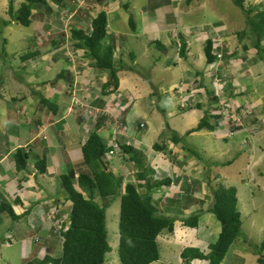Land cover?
<instances>
[{
	"label": "crops",
	"instance_id": "crops-1",
	"mask_svg": "<svg viewBox=\"0 0 264 264\" xmlns=\"http://www.w3.org/2000/svg\"><path fill=\"white\" fill-rule=\"evenodd\" d=\"M95 1L99 5L97 11L101 10V7L103 5H107L109 7L108 10L109 12L107 16L109 21L111 20L110 22H113V20L117 18V15H119V13H122V11L125 17L123 19L127 20L128 25H129L128 18L134 17L133 15L135 14L139 16V19L135 25L136 27L132 28L129 25V29L127 28L126 30L120 31L117 34H116L117 31H115L113 28H111L112 29L111 31L109 26L108 36L104 40L106 42L108 41L107 44L110 45L114 51L113 59L115 66H118L119 70H125L123 71V74L119 79L118 90L125 87L126 85V87L128 86L134 90V92L136 93L135 98L137 99V97H140L139 87H143L141 86L143 84L142 83L143 80H141V78H139L138 76H135V78H133L132 76L134 74L130 73L129 70H138L137 67L138 60L145 54H149V56L152 55L154 58L159 57L160 56L159 53L161 51H163L164 54L167 55L173 54L172 57L173 65L174 64L179 65L182 71L180 80L177 83L178 85L177 84H174L173 86L171 85L170 77L172 78V73L174 72L170 68V65L167 64L165 61L161 63L159 62L158 65L152 63L154 67H150V70H157L158 74L162 77L156 80L157 82L156 93L158 95V89L160 90L161 93L168 91L166 93L165 103L166 105H168V107H170L169 109L171 112H169L168 107L167 108L159 107L155 99L152 101V104H154V107L157 108L158 115H164V113L168 111V114L172 116L169 118L168 124L174 123L172 119H175L174 117L176 115L180 117H184L185 118L184 124H186L188 117L186 116L185 110L189 111L194 107L192 108L189 107L188 109L183 108L179 110L181 112H178V110L174 109L172 105L175 102L179 101V96L185 95L184 92L180 94L179 90L176 89H179L180 88L179 85L183 83L188 86V89L186 91L192 94L191 99H195V97L197 96L201 97L202 95L198 93L199 91L197 88H201L200 86L202 85H198L197 87L195 86L197 84L192 83V81H195L197 79L196 76L198 75V72L193 71L194 69L192 67H194V63H190V62L195 61V59L198 57L200 62L197 60V63H202L204 61L206 63L204 46H201V49H198V47L202 43H204L205 38L202 35L200 38H196V35L198 34L197 32L194 33L192 31L187 32L186 29L181 30L183 35L178 36L177 34V30L179 29L178 26L182 21L180 19H175V15L177 13H181L183 8H187V7L190 8L191 0L183 1L185 7L181 6V3H179L180 0L179 1L176 0L177 1L176 3L173 2L172 0H162L163 4H154L151 0H147L146 3L140 5H138V0H95ZM21 2H23V0H21L20 3ZM47 2L51 4L52 12H53V15L49 13L47 17V23H48L49 20L55 19L57 12L56 6L58 5L54 3L52 0H48ZM178 4L180 5L179 8L177 9L176 6ZM42 7H36L32 11V13L36 12V19L38 20L33 21L30 26H32L38 32L42 31L44 25L47 26V24H43L39 21V18H42L41 16L42 12H44V8ZM45 10H49V9L45 8ZM119 16L122 17L121 15ZM169 16L170 18H168ZM86 22L90 23V15L89 17L88 16L83 17L82 14L77 12V17L73 26L82 28V30H84ZM138 28L139 30H137ZM115 29L118 28L115 27ZM204 31L209 35L212 36L214 35L213 28H209ZM190 37H192L193 39H189ZM54 40L55 41L59 40V41H56L57 44H55L54 46L50 43L51 45L46 46L43 49L37 47L36 40H31V43L25 41L26 42L25 46L29 47L30 50L32 51H35L37 49H39L40 51V49H42L40 51L41 55L37 58V60H35L31 64V67H29L27 63L23 65V66H27V69L30 72L32 71L34 72L30 76H28L29 79L25 81L26 84L31 86V89L27 86H24L20 80L18 81L17 77L12 72V70H4L6 65H3V67L0 68L1 76L3 73L6 72L10 75V77H8L7 75V77L2 78L0 80V105L1 104L3 105V109L1 110V113L4 115L3 118H0V142H1L0 201L2 199H6V201L10 202L15 214L19 215L20 219L16 221H12L9 218L7 219V217L5 216L2 217L0 215V217L5 220V221L3 220V223H7V227H6L7 230L10 231V229H12L15 232L14 237L19 238V240L23 244L29 243L31 241L30 238L21 237L22 234L23 235L28 234L29 233L28 230L31 229L32 231L34 230L35 234L38 235V237L44 233L48 234L47 232L51 231V228H53L54 225H52V223L48 222L46 219V215H48L50 212L53 211L58 212L59 215L63 219H65L64 220L65 223L68 222L66 216L68 214L70 205L67 201H65L64 196L62 195L59 189V183H60L59 176L62 173L66 172L68 163L72 164V162H76V161L78 162L80 161V158L82 160L81 146L85 142L88 133L92 127V122L89 118L84 120L83 117L82 116L80 117V115L78 114L81 111V109L79 111L76 110L77 106L80 105V103L77 104V101L79 100L83 105L86 103L88 104V102L93 103L95 99H98L100 97V84L102 82L103 83L106 82L107 80L106 70L104 69L97 70L96 67L91 66L90 59L87 58L86 54L80 57V61L87 65V69L82 74L79 75L75 74L73 71L74 69L70 67V62L59 50V46L61 44L62 39L60 37H55ZM191 40L193 42L197 41L199 44V46H196V48L194 49L197 51L196 54H194L195 51L191 49V45H192L190 44ZM182 41L185 43L184 48L181 47L180 45ZM229 47L232 46L230 45ZM230 49H231L230 51H235L234 48H230ZM242 49L244 52H246V54H248L249 51L251 50L248 48L247 50H244L243 45H242ZM22 51L24 50H21L19 52L21 53ZM230 51L228 53H230ZM225 52L227 53V51ZM228 53H227V57H230ZM12 55L13 54L11 53V56ZM239 56L240 57L244 56L245 58H242L241 60L239 59ZM231 57L232 58H230L227 61V65L222 67V65L220 64V67L218 68L219 69L218 71H220L222 85H224L223 88L224 87L228 88L229 86L230 87L233 86V88H239L238 93L236 94L239 97V96H243L247 92L246 87L243 85V79L252 80V83H255L257 81L264 82V79H260L261 75L264 76V65L261 63V61L256 60L257 59L256 52H254V55L246 56L242 51H238V53H234V54L232 53ZM249 57H251V62H249ZM43 60H45V63L43 66H40L42 65L41 63ZM247 62H248L247 64L248 66L246 65ZM259 62L262 64V68H260L259 70L262 71H258L259 67L256 66V63ZM252 65H255L254 69L249 70ZM64 66L68 70H64ZM39 67H44V69L42 68L39 69ZM79 68L83 69V67L80 66ZM227 69H229V71ZM28 70L25 71V74L27 73ZM59 73L60 74L63 73V76L59 77L60 76ZM225 75H229V77H226ZM66 76H67V83L66 84L61 83V85L58 86V82H60L59 79H65ZM73 76L75 77V82L79 84L81 87L79 90L75 92V94L69 93L68 91L70 90L67 87L69 86L68 82L73 81ZM15 77L16 79H14ZM166 77H168V79ZM222 77H224V79H222ZM57 78L59 81L57 80ZM95 79H98V81H96ZM226 79H228V81H226ZM40 84L42 86L50 87V92H49L50 99L51 96H55L53 90L59 89L58 91H56L57 92L56 97H58V103L57 104L51 103L54 106L52 109L40 103L37 94L33 92V90L36 91V89H38V86H40ZM27 89H30V93L28 94L26 91ZM144 89L146 90V92L143 95V98L140 97V100L144 101L143 105L150 107V104L148 103L150 91L148 88H144ZM123 91L126 92V94L129 96V91H125V90ZM177 93H179V95ZM120 94L122 95L121 92ZM157 95L154 94L153 96L158 97ZM224 96L226 99L229 97L228 94L225 93ZM203 97L204 98L206 97L205 93H203ZM213 97L214 96L209 97V99L212 100ZM11 98H14L15 100H11ZM106 98L104 96L102 99L105 101ZM109 98L112 100L111 95L109 96ZM209 99H207L206 101H208ZM133 100L132 101L135 103L136 100L134 98ZM48 103H50L49 100ZM194 105H196L194 102L190 103V106H194ZM251 105L255 107L254 110L257 113V115L260 117L259 123H262V119L264 120V102H262V98H259L257 102ZM243 106H249V105L247 103H244ZM202 107L203 106L201 104L200 108H194V109L201 110ZM132 109L133 108L127 110L126 113L123 115L124 122L126 123L127 126V131L126 134H124V136H121V138H125L124 141L129 142L130 144H132L138 149H141L144 152L147 166L153 171L154 168L150 166L152 163H155L157 166L160 164L163 169L161 170L160 168L162 173L163 172L169 173L168 172V168H169L171 170L172 175H176L178 169L183 166L182 168L184 170H182V172L186 176H183L178 179L176 178V182H175L176 185L173 186V189L174 187H175L174 190L178 188V190H176V192L178 193L177 197L182 198L184 200L192 199L193 201H195L191 204L187 202L189 205H187L185 208H182L183 209L182 211L185 214V216H188L191 213L199 210L201 211V215L199 217V223L197 228H190L185 226L187 229L192 230V232L189 231L186 232L188 233L187 238L185 240L184 239L182 240L188 241L193 236L192 233H196L197 238L198 237L201 238L200 241L203 240V242L205 240L208 246L209 242H211L215 236L217 237L220 231V224L217 219L216 221L218 224L215 221H213L211 216L213 215V213L207 211L212 205L211 199L208 201L206 200L205 202L204 201L200 202L201 206L196 204L194 205V203H196L197 201L195 195L196 191H191L190 193L189 188L190 187L192 188V185H194L195 187L202 189L203 186L201 185L210 186L212 182L209 180L210 178L206 172L199 173L197 171L195 162L201 159L195 158L190 153L189 150L190 149L194 150V148L192 143L188 141L187 138L192 136L195 137L198 135H205L210 131H207L205 129H200L198 131H190L189 134H186L187 131L196 127V125L199 122L198 120L193 127L190 126L189 123L187 126H184L183 128H179V127L176 128L177 132L178 129L179 132H182L178 134L180 135L182 134V136H184L182 138V140L184 141L183 143L179 142L178 145H175V143H173L169 137H165V140L162 142V144L163 143L165 144V148L167 150H173L172 153L173 155L177 153L180 154V156H182L183 159L185 158L183 162H180V160H182L181 157H178V160L176 159V164H178L176 166L178 167H176V172H175V166L174 165L170 166L169 164L171 160H173V157L172 159H169L170 157L169 155H167L168 157L166 159L165 154H163L162 156H158L157 152L153 150V144L155 143L154 142L155 139H159V135L163 133L162 127L164 126L168 127L167 123L161 120L160 116H155V118H152V121H156L157 131L154 128L153 132H151L148 129L143 133H139L140 131H138V129L140 128L139 125L142 123V121H139L140 123L137 126L136 122L131 120L130 118L131 115L133 116L137 115L136 110L132 111L133 113H131ZM146 110L142 107L141 109H139L138 113L141 112L146 114ZM161 110H164V113H161ZM194 112L195 111H192V113ZM200 113H203V111H200ZM148 114H152V112L147 113V115ZM201 117L202 116L200 115V118ZM157 121L161 122L162 124L158 125ZM263 128L264 127H262L261 129L259 128V130L262 131ZM105 130H106V134L104 137L108 138L110 126L106 127ZM150 135L151 136L154 135V137H153V141L149 142L148 145L146 143V140ZM19 148H23L27 152L29 151L30 155L25 169L17 170L12 154L16 149ZM148 150L149 152L152 153L154 152L153 155L151 154L152 155L150 157L151 159L149 158L150 155L149 156L147 155ZM196 152L198 153V151ZM160 153L162 154L164 153V151ZM42 158H45L46 169L45 171L40 172L36 165L38 161ZM192 162L195 164L192 169H189L188 166L187 168H185V165H187V163L190 165ZM120 163L118 162V165L114 168L115 171L119 169L120 172L122 169L125 168V166ZM130 172H132V170H130ZM154 173L155 174L153 175V177L154 176L155 178L156 176L160 177V175H158L157 172ZM199 177L202 179L200 180ZM216 178L217 177H215V179ZM190 180H195L198 182L193 184L192 182H190L188 184L189 185L188 190L184 191V189H182L181 191V188L183 185H185L186 181H190ZM169 187H172V184H170L168 187H165L166 191L168 190ZM162 188L164 189V187ZM194 190H196V188ZM212 201H213V196H212ZM66 208H68L67 212L64 211V209ZM63 212H66V214H63ZM172 215H177V214L172 212ZM38 217L39 219L36 220V218ZM181 217L182 216L178 215L177 219L175 220L173 233L176 231L175 228L176 221L178 220L180 224H182L181 220L179 219ZM36 223L38 224L36 225ZM61 224H63V222H61ZM1 228H2V224H0V229ZM35 228L37 229V231ZM209 231L215 233V236H212L211 240L207 241ZM183 232L185 231L183 230ZM163 235H167V233L159 235L157 237V241H159V237ZM182 235L186 236V234H182ZM1 241L2 238L0 240V243ZM172 244L177 249L179 248L176 256L177 261L178 260L181 261L180 252L185 247L198 246L200 248L198 247L196 248L200 249L201 251H204V249L200 245L192 246L191 244H189L186 246H181L180 248L179 243L173 242ZM166 248L168 250L171 249L168 246H166ZM161 259L162 258L160 256V261ZM163 259L165 260V261H161L163 264H171L170 260L166 258ZM191 264H208V262L206 260L194 259L191 261Z\"/></svg>",
	"mask_w": 264,
	"mask_h": 264
},
{
	"label": "rangeland",
	"instance_id": "rangeland-1",
	"mask_svg": "<svg viewBox=\"0 0 264 264\" xmlns=\"http://www.w3.org/2000/svg\"><path fill=\"white\" fill-rule=\"evenodd\" d=\"M21 0H0V68L3 67V65H6L4 70H12V72L15 74L17 77L18 81L20 80L21 83H23L24 86H27L31 89V86L26 84L25 81H27L31 74L34 72H30L29 70L25 74V71L27 70V66H23V64L20 63L19 60V54H21L19 51L24 50L26 51L28 48L25 46L27 41L28 43H31V40H37L41 44L46 43L48 41L54 40L52 36L48 38H44L42 41L38 39L37 37L39 36L38 31H36L32 26L24 27L20 24H18L15 20H12L10 25L4 26V23L9 20V14L7 12L8 5L10 2H12L14 10H16L19 5H20ZM48 0H45V4L48 3ZM53 1V0H52ZM154 4H163L162 0H151ZM173 2H177L176 0H172ZM179 1V0H178ZM184 0H180L179 3H181L182 7H185ZM196 1V2H195ZM147 0H138V5L146 3ZM195 2V3H193ZM169 3V2H168ZM45 4L43 5H37V7H42L44 8V12H42V18H39V21L43 24H46L47 22V17L49 15L48 10H45ZM49 4V3H48ZM178 4L176 8H179ZM190 8H183L181 13H177L175 15V19H180L182 22L178 26L177 34L178 36L183 35L182 34V29H186L187 32L192 31L197 32L198 30L204 29L207 30L209 28L214 29V36L212 39H214V46L216 47H222L225 45L227 53L231 50L230 48H234L235 51H230L228 55L231 57V54L233 53H238V51H242L246 56L249 55H254V49L250 45V40L248 35L243 37V39H239L238 36H236V33L242 30H247V15L233 3V0H191L190 2ZM244 5L246 8L250 7H255L258 9H263L264 8V0H245ZM257 5V6H256ZM52 8V7H51ZM173 10V9H172ZM181 11V10H180ZM121 15L122 17H120ZM117 15V18L113 20V22H110V30L112 31L111 28H113L117 33L120 31H124L127 28L129 29L130 27L134 28L136 27V23L139 19V16L137 14L133 15L134 17L128 18L129 19V25L127 23V20L123 19L125 18L122 13H119ZM32 22L36 19V15L32 16ZM46 17V18H45ZM127 17V16H126ZM170 18V16L168 17ZM167 18V19H168ZM111 21V20H110ZM89 22L85 23V28L87 32L89 30L88 28ZM45 26H43V29H45ZM84 27V25H83ZM118 28V29H115ZM51 28V26H50ZM55 26L53 25L52 29H54ZM61 28V27H59ZM58 29V28H57ZM139 30V28L137 29ZM54 31V30H53ZM56 31V30H55ZM197 36V35H196ZM225 36V39L223 38L222 43L219 41L218 37ZM189 39H193L190 37ZM217 39V40H216ZM201 41V40H200ZM230 41V42H229ZM263 42L261 43L260 48H264V39L262 40ZM202 42V41H201ZM182 44H185L182 41ZM191 49H195L196 46H199L198 42L195 41L193 42L191 40ZM205 43H202L198 49H201V46H204ZM232 47H229V46ZM242 45H245L248 47V49H251L248 54L243 51ZM41 45L37 44V47H40ZM225 48L221 49L223 50V53L225 52ZM253 50V51H252ZM194 54L197 53L196 50H194ZM199 51V50H198ZM19 52V53H18ZM11 53L13 54L11 56ZM159 57L154 58L152 55L149 56V54H145L138 60V70H129L130 73L134 74L132 77L135 78V76H138L141 78L142 85L143 87H139V96L143 98V95L145 94L146 90L144 88H148L150 91V96H149V101L148 103L150 104V107H147L144 104L143 100H140V97H136V93L134 92L133 89L130 87H123L119 91L114 92L111 97H112V107L109 109L110 113L114 114H120V111L122 109L126 108L125 110H131L132 111L136 110L137 115L133 116L131 115L130 118L134 122H136V125H139V121H142L144 124L143 127H140L138 131L139 133H143L147 131L148 129L153 132L154 128L157 131V125L156 121H152V118H155V116H160L161 120L165 121L167 123L168 127L164 126L162 127L163 133L159 135V139H155V143L162 144V142L165 140V137H169L170 139L172 136L177 134L179 137L182 136V133L178 132L176 128H183L184 126H187L190 123V126H194V124L199 120L200 115H204V111H206V114H217L220 113L219 115H215L214 117H210L209 124L210 125H215V123H218L219 126L211 131V129L207 128L205 130L210 131L206 133L205 135H198V136H192L187 138L188 141H190L193 145L194 150L198 151L200 155H198L196 158L199 157V161H196V168L199 173H204L206 172L207 175L209 176V180L212 182L210 186L206 185H201L203 188H198L192 185V188H189V191H196V203L194 205H199L201 206L200 202H205L206 200H210L212 202V196H213V188H218V187H234L236 189V197H237V209L241 213V234L238 237V239L235 241L233 246L230 248V250L227 252L224 262L222 264H240V261H242V264H259L257 262L258 254H256V249L254 248V245H259L261 240L264 238V120L262 119V123L260 122V117L257 115L255 112V107L251 104L257 102L259 98H262V102H264V82L262 81H257L255 83H252V80L248 79H243V85L246 87L247 92L246 95L244 94L243 96H237L236 94L238 93L239 88H233L232 87H224V85H220V82L215 79H219L218 77L221 78L220 76V71H218V76H215L216 74L214 73V70H219L216 67H220L218 64L216 67L212 68L209 67L207 63L202 62V63H197V60L200 62L198 57L195 59V61H191L190 63H194V67H192L194 70L198 72V75L196 76L197 79L195 81H192V83H195L198 87V85L201 88L198 89V93L201 94L202 96H197L195 99L192 98V94L190 92L186 91L184 92V95L179 99V101L175 102L172 107L178 112H181L179 110L182 109V107H185L186 103L189 105L186 106V109L190 107V103H201L202 104V109H191V110H185L186 111V116L188 117L186 124L185 118L180 117V116H175V119H172L174 123L168 124L169 118L172 117L168 114V111L164 113V115H158V110L156 107H154V104H152V101L155 99L157 101V104L159 107L167 108L168 105L165 103L166 99V93L168 91H165L164 93H161L160 90L158 89V95L156 93V86L157 82L156 80L162 78L157 70H150V67H154L152 63L155 65H158L159 62L165 61L167 64L170 65V68L173 70L174 73H172V78L170 77V82L171 85L173 86L174 84H177L180 80L181 77V67L179 65H173L172 62V57L173 54H164L163 51L159 53ZM236 57V56H234ZM242 58H245L244 56L240 57L239 59L242 60ZM159 59V60H158ZM233 62V61H232ZM249 62H251V57H249ZM45 63V60L42 61L43 66ZM261 63L264 65V62L261 61ZM260 62L256 63V66L259 67L258 71L260 68H262V64ZM248 62L246 63V65ZM248 66V65H247ZM255 65H252L249 70H253ZM44 69V67H39V69ZM230 68V67H228ZM1 70V69H0ZM64 70H68L64 66ZM96 70V69H95ZM100 70V69H97ZM229 71V69H227ZM123 71L125 70H120L118 72L119 79L123 74ZM133 71V72H132ZM227 71V72H228ZM67 73V72H66ZM10 77V75L6 72L3 73L2 76L0 74V80L5 77ZM226 77H229V75H225ZM224 76V77H225ZM16 77L14 79H16ZM222 77V79H224ZM106 78L107 80L109 79V73H106ZM168 79V77H166ZM260 79H264V76L261 75ZM60 82H58V86L61 85V83L66 84L67 83V78L65 79H59ZM58 80V81H59ZM98 81V79H95ZM106 80V81H107ZM259 80V79H258ZM100 81V80H99ZM228 81V79H226ZM183 82V81H181ZM199 83V84H198ZM168 85V84H166ZM178 85V84H177ZM79 86V84H76V87ZM99 86V85H97ZM30 89H27V94L30 93ZM59 90V89H58ZM58 90H53V93L55 96H51L50 99V87L38 86V89L33 90L35 94L38 96V100L40 103L43 104L41 101L42 98H47L50 103L52 104H57L58 103V97H56V91ZM108 90V89H107ZM125 91H129V96L126 94ZM207 91V93H206ZM122 93V95L120 94ZM188 92V93H187ZM213 92L212 95H210ZM183 93V92H182ZM203 93H205L206 97H203ZM225 94H230L232 95L229 100H227L224 96ZM156 94L158 97H154L153 95ZM179 95V93H177ZM181 94V93H180ZM120 96V97H119ZM213 97L212 101H206L209 99V97ZM188 98V100L185 101V98ZM191 97V98H190ZM133 98L136 100L134 103ZM161 100H160V99ZM133 100V101H132ZM184 103L180 102L183 101ZM194 100V101H192ZM110 101V100H108ZM243 105L244 103H247L249 107L245 106L244 111L245 113H249L247 115L242 116L241 121L238 119L236 121H232L231 117L235 115L234 108L237 109V107L240 105ZM118 103V104H116ZM217 103L219 104V109L218 111H214V109L217 108ZM225 103H229L226 105ZM4 104V103H3ZM101 106H103V103L100 102ZM143 105V106H142ZM126 106V107H125ZM56 107V105H55ZM105 108H109V106H105ZM144 108L146 110V114L144 113H138L139 109ZM147 107V108H146ZM170 107H168L169 109ZM3 109V105H0V118H3L4 115L1 113V110ZM120 110V111H118ZM192 111H195L192 113ZM200 111H203V113H200ZM148 114L147 113H151ZM169 112L170 109H169ZM130 113V114H131ZM227 114V116L225 115ZM180 114V113H179ZM226 118L228 121L226 123V120L223 118ZM231 116V117H230ZM194 118V119H192ZM232 121V122H231ZM236 124V123H241V127L235 129L233 125L230 124ZM158 125H161V122L157 121ZM238 127V126H237ZM93 129V126L91 127L90 130ZM233 129L232 131H230ZM155 131V132H156ZM159 132V131H158ZM105 134L106 130L102 129L100 131V135L105 139ZM123 134H126V132H123ZM89 135V134H88ZM88 137V136H87ZM121 141H123L125 138H121L119 136ZM153 136H148L146 143L149 145V142L153 141ZM108 143H105V147L107 148ZM171 151V153H170ZM180 152V151H179ZM164 153L166 155H169L170 158L172 159L171 155L173 153V150H167L166 148L164 149ZM171 155H170V154ZM77 154V152H76ZM154 154V152H149L147 151V155L149 158ZM158 156H162L160 152H157ZM80 155V154H79ZM177 155V157H176ZM75 156V155H74ZM178 157H181L182 160L180 162H183L185 158L183 159L180 154L175 153L173 155V160L169 163L170 166L174 165L175 166V172H176V159L178 160ZM109 158V164L110 168L115 171V167L118 165V162L120 163V155L115 154L108 156ZM148 158V159H149ZM151 159V158H150ZM167 159V158H166ZM165 160V158H164ZM167 161V160H166ZM80 161L72 162V165H77ZM164 162V161H163ZM53 163V162H51ZM193 162L189 165H185V168L187 166L189 169H192L195 165ZM125 166L124 169L121 170V173L125 174L127 179L132 180L131 175L132 172H130V164L128 162L123 164ZM150 166L154 168L153 172H157L159 176H156L157 179L162 178L163 176L165 177L167 174L171 175L170 177L173 178L171 184L172 187H169L168 190L162 189L164 194H161V197H159L156 200V203L163 208L164 206L171 205L170 210L172 212L179 214L180 216L184 217L185 214L183 213V207L184 204L187 205L188 203L186 200L177 197V192L178 188L176 190L175 187L173 189V186H175L176 178H181L183 176H186L183 174L182 170H184L182 167H180L177 171L176 175L171 174V170L168 168V172H161L162 167L159 164L158 166L155 163H152ZM168 166V167H170ZM204 167V168H203ZM161 168V170H160ZM156 170V171H155ZM165 170V169H164ZM77 171V170H76ZM116 173L119 172V169L115 171ZM187 174V173H186ZM168 175V176H169ZM215 177H217L215 179ZM155 178V176L153 177ZM155 178V179H156ZM191 178V177H190ZM194 179V178H193ZM201 180L202 178L199 177ZM152 182V180H150ZM192 182L197 183L198 181L195 180H190L186 181L185 185L182 186V189L188 190V184ZM217 183V184H216ZM223 187V188H224ZM196 188V190H194ZM219 189V188H218ZM217 189V190H218ZM206 193H205V191ZM166 191V192H165ZM210 191V192H209ZM193 194V193H192ZM191 195V194H190ZM212 195V196H211ZM202 198V199H200ZM103 198L104 204L106 203V226H107V231H108V242L111 248V251L107 253L105 257V262L104 264H120V261L118 259V253H117V248H118V240H119V234H118V219H119V209H120V198L119 195L114 196L109 198ZM98 202H100V199H97ZM155 201V200H154ZM189 204L195 202L192 199H187ZM64 211H68V208L64 209ZM54 212V211H53ZM52 212V213H53ZM66 212H63V214H66ZM3 217V215H1ZM212 220L216 221V218L213 215ZM8 219V218H7ZM36 218V220H38ZM51 219V220H50ZM50 219L47 220L50 223H59L63 222L65 223V219H63L58 212H55L54 214L50 215ZM58 219V221H57ZM3 218L0 217V224H2V228L0 229V237L2 240L6 235L8 237H13V241L10 244H6L4 241L0 243V264H23L25 261L28 259H31L33 257L36 258V256L39 258V256H43L44 253H50L55 255L59 254V250H61V240L58 236H56L55 232H52L53 229L50 232H47L48 234H43L41 237V240L39 244L37 243L34 245L33 249V241L31 240V237H38V235L35 234V231L32 229L28 230V234L23 235L22 238H30L29 243H22L19 238L14 237L15 232L10 229L7 230V223H3ZM5 221V220H4ZM67 222V221H66ZM38 223H36L37 225ZM218 224V223H217ZM55 226H57L55 224ZM175 228H176V233L172 232L173 234H167L159 237V251H160V256H161V261H165L163 258H166L170 260L171 264H183L182 261L178 260L177 261V252L178 249L172 244L173 242L179 243V246H186L191 244L192 246L194 245H200L204 251L206 250L207 247V242L204 240H201V238H197L196 233H192L193 236L188 240V241H183L182 239H186L188 233L186 232H192V230L187 229L185 226L180 224V222L177 220L175 223ZM36 229V228H35ZM183 230L185 232H183ZM37 231V229H36ZM39 233V231H38ZM166 234V233H163ZM182 234H186V236H183ZM4 235V236H3ZM179 238H178V236ZM3 236V237H2ZM212 236H215V233L212 231L208 232V240H211ZM20 237V238H21ZM0 238V240H1ZM181 238V239H180ZM216 236L213 238L212 241H214ZM40 238H38L39 240ZM46 240H50L49 242H46ZM162 241V242H161ZM211 241V242H212ZM167 242V243H165ZM165 243V244H164ZM170 243V244H168ZM166 246L170 247L171 249H167ZM198 247V246H194ZM200 248V247H198ZM34 258V259H35Z\"/></svg>",
	"mask_w": 264,
	"mask_h": 264
},
{
	"label": "trees",
	"instance_id": "trees-1",
	"mask_svg": "<svg viewBox=\"0 0 264 264\" xmlns=\"http://www.w3.org/2000/svg\"><path fill=\"white\" fill-rule=\"evenodd\" d=\"M53 1L61 8L70 10L75 8L72 0ZM244 2L245 0H233V3L247 15V30L237 32L236 36L241 40L248 35L250 45L256 52V60L264 62V48H260L264 39V8H246ZM39 4H45V0H23L19 7L14 10L12 2H10L7 9L9 20L4 23V26L10 25L12 20L24 27L30 26L33 18L32 10ZM45 5L46 9H49L48 12L53 15L51 4ZM107 18L106 12L99 11L91 21V30L88 34L82 28L74 27L73 25L70 30L74 45L80 49H85L87 58L91 60V66L104 69L109 73V79L100 84V93L104 96L117 91L119 87L118 72L120 71L119 67L114 64L112 47L107 44L108 41H104L108 36ZM48 28L49 25L45 26V30ZM58 36L61 38L62 34ZM61 39L63 41V38ZM56 41L51 40L38 45H41L39 48L43 49L51 44L54 46L57 44ZM184 46L185 44L181 42V47L184 48ZM27 48L26 51L21 52L19 60L21 64L25 65L27 63L31 67V64L41 55L40 51L42 49L40 51L39 49L32 51L29 47ZM243 48L247 50L248 47L243 45ZM204 54L207 64L216 59L210 39L205 42ZM228 58L227 54H224L225 63ZM59 75L61 77L63 73H59ZM228 96L227 100L231 98L230 94ZM11 100L15 99L11 98ZM209 100L212 101L211 99ZM41 101L48 108L52 109L54 107L45 98H42ZM100 102L104 104L102 99H96L91 105L103 107ZM195 104L190 106V108L201 107V103ZM216 106L217 108L214 111L219 109V105ZM244 107L240 104L237 107V112H240ZM161 113H164V110H161ZM219 114L207 115L206 111H204V115L199 119L196 127L187 131L186 134H189L190 131L207 128L211 129V131L215 130L219 124L210 125L209 119ZM225 115L227 116L226 113ZM224 119L226 120V118ZM112 122L113 119L108 118L106 114L99 115L93 129L81 146V162L77 165L68 163L66 172L59 176V189L65 201L70 205L66 216L68 222L61 224V227L56 229L51 228V230L53 229L52 232H55L56 236L61 240L59 254L54 256L50 253H44L43 256H39V258L37 256L36 258L33 257L23 264H104L105 257L111 251V248L108 242L106 226V203L104 204L103 198L110 200L109 198L117 195L120 198L117 248L120 264H163L160 261L157 237L163 233L171 234L173 232L174 222L179 214L172 215L171 205L161 208L156 203V200L161 197V194H164L162 187H168L173 178L168 175L160 179L153 178L154 172L147 166L144 152L124 140L120 142L122 155L119 161H121L120 164L126 162L130 164L128 169L132 170V180L127 179L121 171L118 173L114 172L110 168L108 158V156H111L108 154L109 150H111L109 138L104 139L100 135V131L104 130L108 125L112 129ZM119 123L122 127L126 125L124 118H121ZM231 125L235 129L239 128L236 124ZM183 137L175 134L171 140L175 145H178L179 142H184L182 140ZM105 143H108L107 148ZM164 149V143L153 144V150L156 152H163ZM189 151L194 157L200 155L199 152L197 153L193 149ZM29 155L30 152L25 151L23 148L16 149L13 152L12 157L17 170L25 169ZM112 155H115V153ZM172 155L171 157H173ZM165 156L166 158L168 157L166 154ZM36 166L40 172L45 171V158L40 159ZM223 187H218L219 189L213 188V203L207 210L215 215L220 224V231L216 239L209 242L207 251H201L196 247L183 248L180 252V259L183 264H191L194 259L206 260L208 264H222L227 252L240 236L241 213L237 209L236 189L234 187ZM97 199H100V202ZM186 202L188 201L186 200ZM187 205L184 204L183 208ZM0 215L12 221L20 219V216L15 214L10 202L6 201V199L0 201ZM200 215L201 211L199 210L179 219L183 226L197 228ZM40 236L38 237L40 238L39 240L33 241L32 246L39 244ZM49 241L46 240V242ZM254 248L256 249V254L259 255L257 262L264 264V238L259 245H254ZM240 264H242V261H240Z\"/></svg>",
	"mask_w": 264,
	"mask_h": 264
},
{
	"label": "built area",
	"instance_id": "built-area-1",
	"mask_svg": "<svg viewBox=\"0 0 264 264\" xmlns=\"http://www.w3.org/2000/svg\"><path fill=\"white\" fill-rule=\"evenodd\" d=\"M72 2L75 4V8L73 10L70 9H66V8H57L56 9V17L55 19H51L48 21L49 25L51 26V28H48L47 30L42 29V31L38 32L39 36L37 37L38 39H40V41H42L44 38H48L50 36L53 37H59L58 35L62 34L63 41H61V44L59 46V50L62 51V54L68 59V61L70 62V67L77 69L75 70L77 72V74H82L86 69H87V65L85 63H82L80 61V57L82 55L85 54L83 49H80L78 47H76L73 43V41H71L70 39V30L72 25L75 23L76 17H77V12L82 14V16H88L90 15V22L92 21V19L94 17H96L97 14V9L99 8V5L97 4V2L95 0H72ZM102 6V5H101ZM101 10H109V7L107 5H103L101 7ZM97 11V12H96ZM54 21V22H53ZM90 24V23H89ZM53 25L55 26L54 29H52ZM61 27V28H59ZM58 28V29H57ZM54 30V31H53ZM56 30V31H55ZM197 37H201V35L205 38V40H207L209 37V39L212 42V46H213V54H215L216 56V62L220 61L223 57V53H222V48H223V43H222V39L224 36H220L218 37L219 41L222 43V47H216L214 46V39L212 35L207 34L204 29L198 30L197 31ZM217 40V39H216ZM40 42L37 41L36 44H39ZM219 48V50H217ZM83 67V69L79 68ZM114 103L110 102L109 103V108H91L90 106H88L87 109V113H89L90 115H92V118H98V116L100 114H106L108 116V118H112L114 120V123L112 125V129H110V133H109V145L111 147V150H109L108 154L112 155V154H119L120 157L122 155L121 151H120V139L119 136L121 134H123V132L126 130L125 127H122L119 123V119L121 117V115L119 114H112L110 113V108L112 107ZM118 104V103H116ZM120 111V110H118ZM235 111V115H233V117H231L232 121H236L237 119L240 121L242 118V115H246L248 113L245 112H240L238 113L236 111V109L234 108ZM239 123H236V125H238ZM241 124V123H240ZM143 124H140V126H142ZM56 211H54L53 213L50 212L48 215H46V219L49 220L50 219V215L54 214ZM51 220V219H50ZM58 221V220H57ZM49 222V221H48ZM55 224L57 226H55ZM53 228L56 229L58 227H61V222L59 223H53ZM31 240H38V237H34L31 238ZM6 244H10L13 241V237H6L5 240Z\"/></svg>",
	"mask_w": 264,
	"mask_h": 264
},
{
	"label": "clouds",
	"instance_id": "clouds-1",
	"mask_svg": "<svg viewBox=\"0 0 264 264\" xmlns=\"http://www.w3.org/2000/svg\"><path fill=\"white\" fill-rule=\"evenodd\" d=\"M54 2V1H53ZM55 3V2H54ZM57 8H61V7H58V6H56V9ZM34 10V9H33ZM32 10V11H33ZM99 11H104V12H106V14L108 15V10H99ZM98 11V12H99ZM97 12V13H98ZM32 15H36V12H34V13H32ZM97 15V14H96ZM108 17V16H107ZM36 18V17H35ZM107 20H108V24H107V30L109 29V19L107 18ZM46 24L48 25V23L46 22ZM88 28H89V30L86 32L87 34L89 33V31L91 30V22H90V24H89V26H88ZM86 29L87 28H85L84 29V31H86ZM196 38H199V37H197L196 36ZM195 38V39H196ZM224 38V37H223ZM70 39H71V33H70ZM71 41H72V39H71ZM207 40H204V43L206 42ZM181 45V44H180ZM225 48V45H223V48L222 49H224ZM83 50H84V52H86L85 51V49L84 48H82ZM225 51H226V48H225ZM222 53H223V50H222ZM224 54H227L226 52H224L223 53V57H222V59L220 60V61H218V62H216L217 60L215 59L213 62H211L210 64H208L209 65V67H212V68H214V67H216V65L218 64L219 66H220V64L222 65V67H224L225 65H227V61H226V63H225V60H224ZM113 55H114V51H113ZM91 61V60H90ZM94 67V66H93ZM72 68V67H71ZM217 69L219 68V67H216ZM72 69H74V68H72ZM98 69V68H97ZM75 70H77V69H74L73 71H74V73L75 74H77V72L75 71ZM214 73L216 74L215 76H218V70H214ZM78 75V74H77ZM219 79H217L216 77H215V79L216 80H218V82H220V85H222V82H221V78L220 77H218ZM225 81V80H224ZM101 83V82H100ZM99 83V84H100ZM103 83V82H102ZM76 82H75V77L73 76V81L71 82V81H69L68 82V85L69 86H67L68 87V89L70 90V91H68L69 93H74L75 94V92L77 91V90H79L81 87H80V85L79 86H77L76 87ZM180 88L179 89H176V90H179V93H182V92H186V90L188 89V86L186 85V84H183V83H181L180 85ZM117 91H119L118 89H117ZM101 92V91H100ZM116 92V91H115ZM114 93V92H113ZM113 93H109L108 95H105V101L102 99L103 97H104V95H102L101 93H100V97L98 98V99H102L103 101H104V104H103V107H99V106H92L91 104H93V103H90V102H88V104L86 103V104H82L79 100L77 101V104L78 103H80V105H78L77 106V108H76V110L77 111H79L80 109H81V111L78 113L79 115H80V117L82 116L83 117V119L85 120V119H90L91 120V122H92V126H94V123H95V121H96V119L97 118H95V119H93L92 118V115H90L89 113H87V109H88V106H90L91 108H104V105L105 106H108L109 105V103L112 101L110 98H109V96L110 95H112ZM185 95H187V94H185ZM229 95V94H228ZM232 96V95H231ZM120 97V96H119ZM181 97L182 96H179V99H181ZM185 98V97H184ZM191 98V97H190ZM83 99V98H82ZM110 100V101H108V100ZM186 100H188V98H185V101ZM96 101V99L94 100V102ZM180 102H182V103H184V100L183 101H180ZM226 105H228L229 103H225ZM186 106H188L189 105V103L187 104H185ZM217 105H219V104H217ZM186 106L185 107H182V109L183 108H186ZM126 107V106H125ZM247 107H249V106H247ZM126 108H124V109H122V111H120V114L119 115H121V117H120V119L121 118H124V114L126 113V111L127 110H125ZM236 111H237V109H236ZM244 111V109H242L240 112H243ZM240 112H238V113H240ZM249 114V113H248ZM247 115V114H246ZM243 116V115H242ZM99 117V116H98ZM119 119V120H120ZM242 119V118H241ZM241 121V120H240ZM112 123H114V120H113V122ZM141 124H143V123H141ZM144 125V124H143ZM143 125H142V127H143ZM109 126V125H108ZM107 126V127H108ZM140 126V125H139ZM236 126H238L239 128L241 127V125L240 124H238V125H236ZM125 127V131L124 132H126L127 131V126L125 125L124 126ZM141 127V126H140ZM91 131V130H90ZM90 131H89V133H90ZM88 133V134H89ZM109 133H110V131H109ZM120 136H124V134H121ZM119 139H120V137H119ZM120 141H121V139H120ZM155 174V173H154ZM214 199V198H213ZM212 203H213V201H212ZM212 206V205H211ZM6 237H7V235H6ZM6 237H4V239L2 240V241H4V242H6L5 240H6ZM1 241V242H2Z\"/></svg>",
	"mask_w": 264,
	"mask_h": 264
},
{
	"label": "bare ground",
	"instance_id": "bare-ground-1",
	"mask_svg": "<svg viewBox=\"0 0 264 264\" xmlns=\"http://www.w3.org/2000/svg\"><path fill=\"white\" fill-rule=\"evenodd\" d=\"M246 95V94H245ZM240 106V105H239Z\"/></svg>",
	"mask_w": 264,
	"mask_h": 264
}]
</instances>
